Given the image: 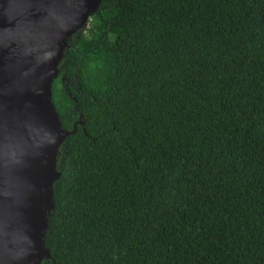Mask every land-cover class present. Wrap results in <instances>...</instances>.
Listing matches in <instances>:
<instances>
[{
    "label": "trees",
    "instance_id": "1",
    "mask_svg": "<svg viewBox=\"0 0 264 264\" xmlns=\"http://www.w3.org/2000/svg\"><path fill=\"white\" fill-rule=\"evenodd\" d=\"M92 17L50 87L75 131L40 264H264V0H101Z\"/></svg>",
    "mask_w": 264,
    "mask_h": 264
},
{
    "label": "water",
    "instance_id": "2",
    "mask_svg": "<svg viewBox=\"0 0 264 264\" xmlns=\"http://www.w3.org/2000/svg\"><path fill=\"white\" fill-rule=\"evenodd\" d=\"M101 0H0V264H40L61 130L50 87ZM76 123L80 124L79 121Z\"/></svg>",
    "mask_w": 264,
    "mask_h": 264
},
{
    "label": "rangeland",
    "instance_id": "3",
    "mask_svg": "<svg viewBox=\"0 0 264 264\" xmlns=\"http://www.w3.org/2000/svg\"><path fill=\"white\" fill-rule=\"evenodd\" d=\"M95 23L96 21L93 19L92 15H90L86 20L85 27L82 30L85 32L86 28L93 26ZM90 79H96V76L92 75L90 76Z\"/></svg>",
    "mask_w": 264,
    "mask_h": 264
}]
</instances>
